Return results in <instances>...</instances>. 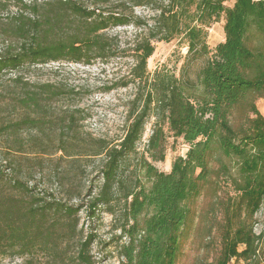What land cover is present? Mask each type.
Instances as JSON below:
<instances>
[{"label": "trees", "instance_id": "obj_1", "mask_svg": "<svg viewBox=\"0 0 264 264\" xmlns=\"http://www.w3.org/2000/svg\"><path fill=\"white\" fill-rule=\"evenodd\" d=\"M8 1L0 0V13ZM14 1L30 16L11 19L7 30L0 17V35L15 41L0 56V73L130 58L129 74L105 88L132 84L135 94L126 133L111 144L80 137L77 112H54L63 89L35 87L17 77L25 89L13 95L11 105L36 116L0 124V260L100 264L93 248H103L94 229L102 209L117 223L106 246L117 244L118 264H178L191 203L208 185L223 183L234 195L228 192L222 204V249L214 264H264V229H254L264 204V117L256 105L264 100V0H34L29 6ZM221 19L225 41L212 51L209 30ZM127 29L135 35L123 48L118 36L107 34ZM173 41L185 44L194 59H205L194 78L151 76L148 62L156 45ZM152 118L141 153L138 147ZM24 132L36 136L25 139ZM169 137L182 139L189 149L164 173L154 163L165 161ZM53 146L61 162L101 159L103 183L90 201L74 203L62 194L69 173L54 172L45 183V158ZM28 151L41 156L31 158ZM83 211L87 228L81 223Z\"/></svg>", "mask_w": 264, "mask_h": 264}, {"label": "rangeland", "instance_id": "obj_2", "mask_svg": "<svg viewBox=\"0 0 264 264\" xmlns=\"http://www.w3.org/2000/svg\"><path fill=\"white\" fill-rule=\"evenodd\" d=\"M22 1L29 6L34 0ZM37 1L44 3L45 1L51 2L54 0ZM231 5L232 2L228 4V6ZM22 13L30 16L29 13L22 10L17 1L9 0L0 13L1 19L4 20L2 29L7 30L11 26L10 20L19 17ZM137 14L147 15V13L140 10H137ZM107 34L118 36L121 48H123L131 43L135 31L133 29L111 30ZM224 41V19H221L209 30L207 43L210 50L214 51ZM12 43H15L14 39L1 33L0 56ZM187 49L186 45L179 41L158 43L155 54L148 62V70L151 76L160 73L175 75L180 78L185 74L194 78L206 61L203 58L194 59L189 56ZM132 64L130 58H123L111 61L108 64L96 62L91 67L70 63H51L36 67L26 66L17 71H4L0 73V109L3 112L0 124L4 119L17 121L24 116H36L35 112L28 113L11 105L13 95H20L25 89L16 82L17 77H22L26 83L35 87L52 84L65 91L64 96L53 103V109L57 114L64 110L78 113L77 118L80 120L78 131L82 135L80 137L84 139L102 138L111 144H117L124 137L129 124L128 113L131 101L134 99L135 88L134 85L130 84L126 89L118 88L107 91L105 87L128 75ZM9 105L10 109L7 108ZM256 105L264 117V100H258ZM154 121L155 119L152 118L148 122L145 135L139 144L138 148L141 153L146 149ZM30 134L33 135L32 139H34L35 132H24L23 136L26 139ZM54 147L49 151L50 155L45 158V183L48 185V180L54 172L59 175L69 173L70 182L64 183L65 187L62 186V194L66 198L73 199L74 203L90 201L92 197H95L103 183L99 174L102 165L101 159L79 160L78 158V160L61 162L59 159L62 154H55ZM188 149L189 146L182 139L175 140L173 137H169L166 143L165 161L154 163L155 167L160 172L169 173L173 160L178 156L185 157ZM27 153L31 158L41 156L36 151H28ZM36 179L38 181V177ZM51 187L54 189L58 186L53 185ZM91 189H93V193L89 197ZM228 192L230 196L234 195L232 189L225 187L223 183L221 187L212 183L205 188L197 200L191 203L192 214L184 230L178 264H214L218 260L222 249L221 234L224 225V208L222 204L227 200ZM85 212L81 213V223L87 228L90 221L87 220ZM99 215V219L94 223V229L99 239L103 241V248L99 250L98 246L94 245L93 255L96 261H100V264H118L120 256L117 244L106 246L112 235L117 233L113 232L115 226H117L115 217L106 211L102 212V209ZM254 229L256 233L264 229V204L255 217ZM124 242L123 240L120 243ZM0 264H24V260L1 258ZM231 264L243 263L233 261Z\"/></svg>", "mask_w": 264, "mask_h": 264}, {"label": "water", "instance_id": "obj_3", "mask_svg": "<svg viewBox=\"0 0 264 264\" xmlns=\"http://www.w3.org/2000/svg\"><path fill=\"white\" fill-rule=\"evenodd\" d=\"M188 50V49H187Z\"/></svg>", "mask_w": 264, "mask_h": 264}]
</instances>
